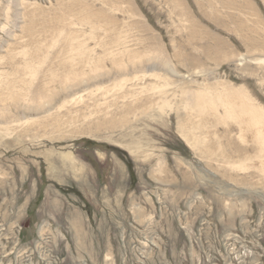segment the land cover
<instances>
[{"label":"rangeland","instance_id":"obj_1","mask_svg":"<svg viewBox=\"0 0 264 264\" xmlns=\"http://www.w3.org/2000/svg\"><path fill=\"white\" fill-rule=\"evenodd\" d=\"M227 90L264 110V0H0V264H264Z\"/></svg>","mask_w":264,"mask_h":264},{"label":"bare ground","instance_id":"obj_2","mask_svg":"<svg viewBox=\"0 0 264 264\" xmlns=\"http://www.w3.org/2000/svg\"><path fill=\"white\" fill-rule=\"evenodd\" d=\"M100 67L95 66L92 69L94 76L96 78L103 76L104 73L100 74ZM106 71V70H105ZM72 73V72H71ZM81 73V71H80ZM67 74L63 78V89L70 91L76 87H79L82 83L90 81L89 73L83 72L81 74L74 73ZM73 75V76H70ZM58 77V76H54ZM77 89V88H76ZM73 91V90H72ZM207 99V93H199L197 97V104L200 108V112L205 111V109L212 108V104ZM53 100H50L48 104L52 103ZM223 105L226 114L229 117L234 118V122L239 127L240 140L244 145L247 143H254L258 149H256L255 161L247 157L243 162L235 163L238 170H244L250 167H257L260 172L264 173V110L257 107L249 96L241 95L235 93L233 90H227L226 96L223 97ZM220 120H222L220 118ZM195 130V128L193 129ZM200 137V136H199ZM195 139H199L196 136ZM248 146V145H247ZM197 147V146H196ZM252 157V156H251ZM251 159V160H249ZM251 161V162H250ZM256 168V169H257Z\"/></svg>","mask_w":264,"mask_h":264}]
</instances>
